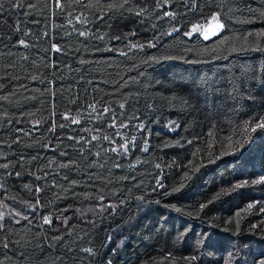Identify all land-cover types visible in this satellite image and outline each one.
<instances>
[{
  "label": "trees",
  "instance_id": "1",
  "mask_svg": "<svg viewBox=\"0 0 264 264\" xmlns=\"http://www.w3.org/2000/svg\"><path fill=\"white\" fill-rule=\"evenodd\" d=\"M262 121L264 0H0V264H262Z\"/></svg>",
  "mask_w": 264,
  "mask_h": 264
},
{
  "label": "rangeland",
  "instance_id": "2",
  "mask_svg": "<svg viewBox=\"0 0 264 264\" xmlns=\"http://www.w3.org/2000/svg\"><path fill=\"white\" fill-rule=\"evenodd\" d=\"M216 16V15H215ZM217 17V16H216ZM211 19V18H210ZM209 19V20H210ZM217 21H218V23L219 24H221V25H223L221 22H220V20L217 18ZM207 24V22L206 23H203V24H195V25H192L190 28H189V30H188V32H186L185 33V35L187 36V37H191L192 35H200L203 39H205L204 38V35L202 34V31H203V28H204V26ZM200 26L201 27V31H197V32H193L192 30H193V27L194 26ZM222 29H223V27L222 28H220V29H217V30H215L216 31V34L215 35H217V34H219L221 31H222ZM211 31H212V29H209V38L208 39H210V38H212V37H214L215 35H211L210 33H211ZM188 33H192V35L191 36H189V35H187ZM14 215L17 219L16 220H21L20 218L21 217H23L24 215H25V211L24 210H22V209H19V208H15V207H13V206H3L2 208L0 207V215ZM3 218V217H2Z\"/></svg>",
  "mask_w": 264,
  "mask_h": 264
},
{
  "label": "snow or ice",
  "instance_id": "3",
  "mask_svg": "<svg viewBox=\"0 0 264 264\" xmlns=\"http://www.w3.org/2000/svg\"><path fill=\"white\" fill-rule=\"evenodd\" d=\"M223 25L219 24L218 21H217V17L215 15H213L211 17V19L207 22V24L204 26L203 28V31H202V34L204 35V38L205 39H208L209 38V29H212L211 31V35H215L216 34V31L217 29H220L222 28ZM193 32H197V31H201V27L200 26H194L193 27ZM187 35L191 36L192 33H188ZM256 128H261V129H264V121H262L261 123L257 124L255 128H253L252 130L255 131ZM239 187V186H238ZM249 207H252L251 205H249ZM45 223H48L49 220L48 218H45L44 220ZM262 264H264V262H262Z\"/></svg>",
  "mask_w": 264,
  "mask_h": 264
}]
</instances>
